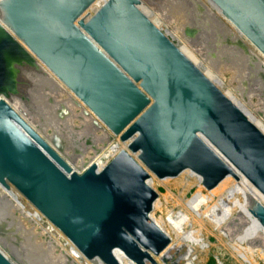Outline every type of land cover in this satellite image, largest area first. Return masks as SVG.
<instances>
[{
    "label": "water",
    "instance_id": "obj_1",
    "mask_svg": "<svg viewBox=\"0 0 264 264\" xmlns=\"http://www.w3.org/2000/svg\"><path fill=\"white\" fill-rule=\"evenodd\" d=\"M0 0V186L88 260L135 264L171 238L152 219L159 179L207 190L244 176L264 196V131L143 10L141 0ZM264 55V0H208ZM41 62L127 146L76 171L15 108ZM253 214L264 226V206ZM45 225V224H44ZM0 264H16L0 247Z\"/></svg>",
    "mask_w": 264,
    "mask_h": 264
},
{
    "label": "rangeland",
    "instance_id": "obj_2",
    "mask_svg": "<svg viewBox=\"0 0 264 264\" xmlns=\"http://www.w3.org/2000/svg\"><path fill=\"white\" fill-rule=\"evenodd\" d=\"M141 1L143 6L147 4L161 17L162 23L157 25L176 45L181 48L184 43L197 54L203 71L209 69L218 75L221 85L217 86L225 94L228 95L231 91L264 121V73L259 69L258 60L256 62L254 57H251L250 50L231 37L222 23L208 12L201 0ZM46 70L52 75L47 68ZM25 77L29 82L24 88L25 100L19 99L16 103L11 101V104L45 139L51 141V137L57 135L64 144L63 157L76 171H83L108 149L110 140L101 137L102 133L96 125L88 124L83 117H75L81 109L75 113L69 109L68 104H56L59 90L46 76L30 71L25 73ZM183 174L174 178L159 179L151 173V185L159 194L158 200L161 202V206L155 207L151 213L155 221L169 212L176 214L182 210L181 198L184 195L190 198L197 190L212 192L202 185L196 175L193 178L195 181H192L197 185L184 187ZM45 221L49 222L46 218ZM207 227L208 229L203 230V237L210 242V248L207 252H196V264H219L217 261L220 260L223 264H243L233 258L231 250L226 246L229 237L223 238L225 243L219 241L218 236L212 233L211 227ZM239 230L237 225V235ZM41 234L39 227L26 220L23 212L16 208L8 199L7 193L0 189V247L9 258L16 264H74L63 256L56 242ZM261 250L257 248L261 255L257 253L254 256L257 264H264ZM180 256L185 257L186 253L181 252ZM85 260L90 262L87 258ZM184 261L179 260L181 263ZM158 262L177 264L171 260L164 262L161 258Z\"/></svg>",
    "mask_w": 264,
    "mask_h": 264
},
{
    "label": "bare ground",
    "instance_id": "obj_3",
    "mask_svg": "<svg viewBox=\"0 0 264 264\" xmlns=\"http://www.w3.org/2000/svg\"><path fill=\"white\" fill-rule=\"evenodd\" d=\"M199 1L200 0H198V2ZM201 2L204 6H206L208 12L222 23L224 28L236 42L238 41V43H240L242 46L244 45L248 50H250L253 56L250 53L249 54L252 58L254 57L253 59L256 62L258 60L257 64L259 66V69L264 73V55L246 37H244L236 29V27L221 14L219 10L214 8L208 2V0H201ZM101 4L102 0L98 1L94 5L93 9H96ZM142 8L151 18L154 19V22H156V24L159 25L162 23L161 17H159V15H157L155 11L151 9L147 4H145V6H143ZM206 8L204 7V9ZM181 50L191 60H193V62L197 64L199 68L201 67V62L196 56L197 54L195 55V53L192 52L186 44L183 43ZM38 63L41 67V75L46 76V79L51 83L53 82L52 84H54L59 90V95L56 96V104L60 103L59 105L61 106H63V103L68 104L69 109H71L75 113L76 111H79V109H81L79 115L76 114L75 117H83L88 124H91L92 126L96 125L98 127V131L102 133L101 137L105 138L106 140H110V144L107 142L109 144V146L107 144L108 149L104 153H102L101 156H98L97 159L95 158L96 161L92 163H95L99 168H102L120 150L127 149V146L118 139L119 137L111 134L109 129L79 98L76 97L74 93H72L58 78H56V76H54L53 74L51 75L49 72H47V67L45 65H43L39 61ZM203 72L216 85H221V80L218 75H216V73H213L209 69ZM227 96L230 97L233 101L237 100L239 104L254 119L253 122L256 121L257 124L255 122L254 123L259 128H262V130H264V121L261 118L257 117L254 111L252 112L248 108V106L245 105L242 100H240V98L233 95L231 91L228 92ZM60 99L63 100L61 101ZM11 101L16 103L20 100L17 97H13L10 100V103ZM190 172H184L185 175L182 173L185 176L184 177L182 175L184 177V187L186 188L192 186V180H194V175H196L195 173ZM232 178L234 177H227L216 188L210 190L212 191L211 193H204L202 190H197L190 198H186V196L184 195L181 198L183 209L176 214H174L173 212H169L165 217L160 216V219L158 221H155L151 215L152 219L171 238L169 247L159 256H155V260L157 262L160 261L161 258V260H163L164 262L171 260L176 262L177 264H196V260L198 259L196 252L198 250L207 252L210 248V242L207 241L208 239L205 240V238L203 237V230L208 229L207 225H209L212 229V233L218 236L219 241L225 243L226 241L223 238L229 237V242L227 241L225 244L231 250L234 259H238L243 264H257V261L254 257L256 256L255 254H260L259 251H257V248L262 249V252H260L264 256V226L253 214L252 207L256 204H262L264 206V196L241 174H239V179ZM236 180H238V182ZM193 185H195V183ZM0 189L5 191L7 193L8 199L12 201L16 208L23 212L26 220L28 219L29 222H32L36 226H38L39 230H41L42 232L41 235H46L51 238L54 243L56 242L58 248H61L63 256L74 262V264H104L100 260H89L90 262H87V260H85V258L83 257L84 255L74 246V244H72V242L68 238L66 239V237L62 234V232H60L59 229H57L51 223L45 221V217L38 210L34 209L31 204L27 203V206L44 222L45 225L41 223L9 190H5L1 186ZM157 206H161L160 199H157L154 208ZM237 225L238 227H240L238 235ZM181 252H185L186 256L181 257ZM116 256L120 264H135L121 253L117 252ZM180 259H183L185 261L181 263L179 262ZM217 262H219V264H223L221 260ZM145 264L152 263L150 261H147Z\"/></svg>",
    "mask_w": 264,
    "mask_h": 264
}]
</instances>
